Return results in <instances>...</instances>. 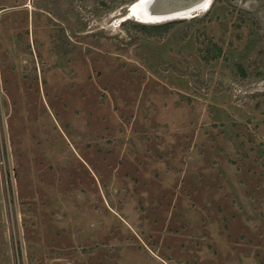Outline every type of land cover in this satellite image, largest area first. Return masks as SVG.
Segmentation results:
<instances>
[{"label":"rangeland","instance_id":"374dc122","mask_svg":"<svg viewBox=\"0 0 264 264\" xmlns=\"http://www.w3.org/2000/svg\"><path fill=\"white\" fill-rule=\"evenodd\" d=\"M101 2L0 0V264H264V0Z\"/></svg>","mask_w":264,"mask_h":264},{"label":"water","instance_id":"95a60500","mask_svg":"<svg viewBox=\"0 0 264 264\" xmlns=\"http://www.w3.org/2000/svg\"><path fill=\"white\" fill-rule=\"evenodd\" d=\"M213 0H137L128 8L125 21L133 20L144 25H157L174 19H187L198 13L207 11ZM144 7L147 17L155 19V22H144L142 15L136 16L132 10L135 7ZM139 10V9H138Z\"/></svg>","mask_w":264,"mask_h":264},{"label":"trees","instance_id":"16d2710c","mask_svg":"<svg viewBox=\"0 0 264 264\" xmlns=\"http://www.w3.org/2000/svg\"><path fill=\"white\" fill-rule=\"evenodd\" d=\"M108 1H109V5L107 4ZM136 1L137 0H102L101 5L103 8H105L107 10H111V9H113V7L116 3H120L119 4L120 6H127V5H132ZM244 1H250V0H244ZM237 2H238V0H215L214 3L212 4V7L207 12V14L204 18L192 19L189 23H186V22H182V23H186L188 25V27H192L196 24H201V23H203L204 19L210 17L211 15L213 16V13L215 12L217 5L222 4V5H226V6L227 5L232 6L233 5L232 3H237ZM241 12L248 13L245 10H241ZM247 15L252 18V21H253L252 24H253V26L256 25V33L259 35V33L262 31V28L260 25H257L260 22L259 17H258V13L253 12V13H248ZM257 20L259 22H257ZM173 24H175V22H173L172 24L170 23V24L158 25V26H148V25L137 23L133 20H127L123 23V25L132 26L133 29L138 28L142 31H144L146 29L160 31V29L168 28V27L172 26Z\"/></svg>","mask_w":264,"mask_h":264},{"label":"bare ground","instance_id":"6f19581e","mask_svg":"<svg viewBox=\"0 0 264 264\" xmlns=\"http://www.w3.org/2000/svg\"><path fill=\"white\" fill-rule=\"evenodd\" d=\"M133 5V4H132ZM132 5H130V7L132 6ZM136 8L135 7H133V11H134V13L136 14V16L137 17H139V15H142V17H143V21L144 22H147V23H149L150 21H152V22H155L156 20L155 19H152V18H150V17H147V13H146V11H144V7H141L140 6V8H138L137 10H135Z\"/></svg>","mask_w":264,"mask_h":264}]
</instances>
